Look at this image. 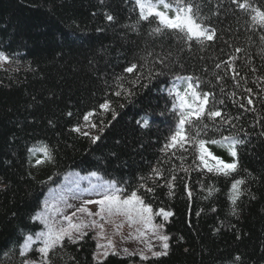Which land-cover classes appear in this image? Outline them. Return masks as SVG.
I'll list each match as a JSON object with an SVG mask.
<instances>
[{
	"label": "trees",
	"instance_id": "16d2710c",
	"mask_svg": "<svg viewBox=\"0 0 264 264\" xmlns=\"http://www.w3.org/2000/svg\"><path fill=\"white\" fill-rule=\"evenodd\" d=\"M183 3L199 8L198 22L215 29L214 40L199 45L179 33L152 35L155 19L139 21L135 0H0V53L7 57L0 61V264L40 259L37 245L23 257L20 246L42 229L33 217L48 191L75 171L96 172L126 189L122 195L138 190L155 212L173 213L165 224L168 255L145 264H264V26L252 19L254 9L264 12V0H238L246 9L232 0ZM132 64L137 69L126 72ZM150 72L162 74L149 78ZM177 75L197 77L193 84L214 94L209 108L238 117L234 128L223 131L244 141L234 176L245 183L235 206L228 196L232 178L194 170L191 151H161L176 123L163 89ZM106 101L109 111L100 108ZM89 112L96 124L92 135L73 131L90 128L83 119ZM145 119L148 127L138 123ZM41 142L51 147L53 163L36 165L30 156L28 149ZM210 147L231 159L226 150ZM153 168L163 177H155ZM172 174L177 180L170 196L165 178ZM209 187L216 189L211 196ZM95 253L88 234L68 245L55 264L139 261L110 255L98 262Z\"/></svg>",
	"mask_w": 264,
	"mask_h": 264
},
{
	"label": "snow or ice",
	"instance_id": "6c2138e0",
	"mask_svg": "<svg viewBox=\"0 0 264 264\" xmlns=\"http://www.w3.org/2000/svg\"><path fill=\"white\" fill-rule=\"evenodd\" d=\"M233 3H238V0H232ZM135 4L139 9V21H145L152 23L153 18L156 22V27L151 30L152 35L163 36L166 32L182 34L184 39L188 42L195 41L196 44L203 45L206 41H212L216 38L215 29H209L199 21V8L194 11V7L191 3L186 6L183 0H176L175 4L169 3L168 0H135ZM163 10H161V6ZM240 9H246L248 7L245 3H238ZM255 11V16L252 17L254 22L264 26V12L259 10ZM172 13L171 15L169 13ZM114 18L111 15L107 16L108 21H112ZM264 39V37H262ZM190 50V47H189ZM240 51L239 48L236 49ZM235 60V57L232 58ZM2 53H0V61H6ZM161 63L163 61H160ZM228 63V62H226ZM229 68L235 71L233 65L228 63ZM217 68L221 65L217 64ZM137 69L136 64H132L125 68L128 73H133ZM254 70V69H253ZM162 73L150 72L149 78L152 76H159ZM122 79V78H121ZM139 79V77H137ZM198 80L193 76H181L177 75L170 82V85L165 87V91L171 101L170 111L175 114L176 123L171 135L167 138L166 143L163 145L161 151L168 154L172 150V155H176V152L181 153L191 151L195 165L194 170L201 173H210L215 176H223L225 178H232L231 188L229 191V200L232 205L235 206L240 196L243 194L242 185L245 183L244 179H236L234 174L239 172V152L238 147L244 144L242 139H239L236 135L229 133L223 135L224 128L227 125H232L233 119L229 118L227 113L213 107L209 108V98L214 95L211 92L201 91L199 84H193V80ZM218 79H223L219 77ZM235 79V77H233ZM121 90H122V86ZM223 91V88L221 89ZM247 92H251L252 89H246ZM117 96L121 95L118 91L115 93ZM230 96H236L235 92L230 93ZM221 104L224 101H220ZM248 104H252L253 101L249 99ZM243 107V104L240 105ZM100 108L109 111L110 104L106 101L100 105ZM247 110V109H246ZM69 115H71L69 113ZM93 112H89L84 115L83 119L86 122V126L95 128L96 124L92 123L91 117ZM113 117L115 112L113 111ZM142 123V126L148 127L149 122L147 119L138 121ZM73 131L81 133L84 136H89L88 132L83 131V126L74 128ZM218 133L219 137L209 136V132ZM92 142L95 143L99 137H90ZM215 145L226 150L227 155L231 158L226 160L223 157L216 155L213 149L210 147ZM30 156L36 157L35 164L40 165L43 163H53L54 156L52 149L47 144L41 142L39 146H33L28 149ZM42 154V158L40 156ZM182 161L186 159L183 155L179 157ZM198 161V163H197ZM181 170L188 172L187 168L181 164ZM175 172V169H172ZM152 173L155 177H163V172L159 168H153ZM92 177L97 176L96 172L90 174ZM81 179H86L82 177ZM177 176L172 174L170 179L165 178V186L169 189V195H174V189L176 187L175 181ZM159 186V185H157ZM140 188H146L149 193L154 192L151 187L141 184ZM92 188L95 190V195L99 196V199H88L84 201V205L95 204L99 208L97 211L92 212L84 206H80L71 213L66 214V210L71 208L72 205L64 202V207L61 208L58 204H50L49 201L44 202L43 210L38 212L33 220L39 221L42 224V229L33 234H27L20 246V256H26L29 252L33 251V245H37L35 251L40 254L39 260L26 259L22 264H55V260L68 245L79 244L87 236L85 229L90 227H97L96 221L93 219L91 222L85 220L74 221V217L77 213L91 216L100 217L103 221L106 217L123 216L127 218L130 226L139 225L136 228L138 238H144L146 232L150 233L152 237H155L159 241V245L154 250L153 244L148 239H143L145 244V250L139 252H129L127 248L122 251L127 256L139 255L141 261H147L151 254L153 258H160L168 255L170 236L164 231L163 223H153L154 216H162L164 221H167L170 216L173 215L170 211H164L160 209L159 212H155L149 203L145 202V199L138 195V190H133L127 195H122L126 189L118 187L112 182L93 184ZM187 190V185H185ZM203 190V185H202ZM208 195L211 196L215 188L209 187L207 189ZM189 198L192 197V192L187 191ZM63 200V198H61ZM215 211V209H213ZM233 214H235V207H233ZM199 215V213H197ZM101 228L103 225H99ZM122 225H118L120 227ZM97 236H103V233H97ZM95 238V237H94ZM114 248L115 246L111 241L107 246L103 244H97V248ZM113 255H117L115 251ZM102 255L107 256L108 252L105 251ZM62 258V257H61ZM237 260L240 257H236Z\"/></svg>",
	"mask_w": 264,
	"mask_h": 264
},
{
	"label": "rangeland",
	"instance_id": "374dc122",
	"mask_svg": "<svg viewBox=\"0 0 264 264\" xmlns=\"http://www.w3.org/2000/svg\"><path fill=\"white\" fill-rule=\"evenodd\" d=\"M83 131L88 132L89 136L92 135L91 128L85 129ZM97 176L99 177V179H97L96 177H92L91 175L72 172L68 174L58 186L50 189L44 199V202L47 200L50 204H58L61 208L64 207V202H67V204L72 205L71 208H68L66 210L67 215H71V213L80 206H84L90 211L95 212L98 210L99 206L95 204L84 205V201L88 199L95 200L100 198L99 196L95 195V190L92 188V186L93 184L107 183L108 181L104 180L98 174ZM82 177H86V179H81ZM61 198H63V200H61ZM43 206L41 211L43 210ZM73 219L74 221L85 220L91 222L93 219L96 221L97 227H90L88 229H85V231L87 233H92L95 237V260L98 262L105 260L110 255H113V251H115L117 255L122 257L139 258V255L127 256L122 250L124 248H127L129 252H139L141 250L146 251L143 239H148L153 244L154 250H156L157 246L159 245V241L156 240L155 237H152L150 233L146 232L144 238H138L136 228L139 227V225L130 226L127 218L123 216L106 217V219L102 221L100 217H91L77 213V216ZM169 219L170 217L167 221H164L162 216H154L153 223H163L165 231V224L169 221ZM99 225H103V227L101 228ZM118 225L122 226L118 227ZM100 232L103 233V236L96 235ZM109 241H111L115 246L114 248H97L98 243L107 246ZM105 251L108 252L107 256L102 255V253H104ZM147 255L149 256V259H154L153 257H151L150 253H147ZM143 262L144 261L132 262L131 264H143Z\"/></svg>",
	"mask_w": 264,
	"mask_h": 264
},
{
	"label": "bare ground",
	"instance_id": "6f19581e",
	"mask_svg": "<svg viewBox=\"0 0 264 264\" xmlns=\"http://www.w3.org/2000/svg\"><path fill=\"white\" fill-rule=\"evenodd\" d=\"M104 179V178H103ZM104 180H106V179H104ZM106 181H108V180H106ZM108 182H110V181H108Z\"/></svg>",
	"mask_w": 264,
	"mask_h": 264
}]
</instances>
